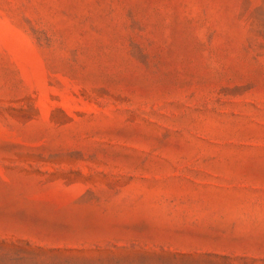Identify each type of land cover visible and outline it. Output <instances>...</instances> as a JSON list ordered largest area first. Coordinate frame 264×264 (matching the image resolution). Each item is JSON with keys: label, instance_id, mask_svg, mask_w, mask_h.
Returning <instances> with one entry per match:
<instances>
[{"label": "rangeland", "instance_id": "obj_1", "mask_svg": "<svg viewBox=\"0 0 264 264\" xmlns=\"http://www.w3.org/2000/svg\"><path fill=\"white\" fill-rule=\"evenodd\" d=\"M0 264H264V0H0Z\"/></svg>", "mask_w": 264, "mask_h": 264}]
</instances>
